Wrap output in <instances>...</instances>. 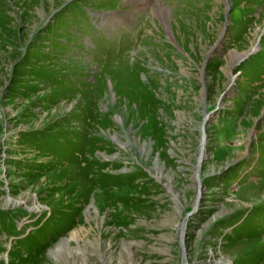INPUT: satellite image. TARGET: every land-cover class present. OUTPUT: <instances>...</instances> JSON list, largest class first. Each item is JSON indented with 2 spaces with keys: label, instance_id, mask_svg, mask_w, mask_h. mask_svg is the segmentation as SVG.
I'll return each instance as SVG.
<instances>
[{
  "label": "rangeland",
  "instance_id": "1",
  "mask_svg": "<svg viewBox=\"0 0 264 264\" xmlns=\"http://www.w3.org/2000/svg\"><path fill=\"white\" fill-rule=\"evenodd\" d=\"M152 2L0 0V264H264V0Z\"/></svg>",
  "mask_w": 264,
  "mask_h": 264
},
{
  "label": "bare ground",
  "instance_id": "2",
  "mask_svg": "<svg viewBox=\"0 0 264 264\" xmlns=\"http://www.w3.org/2000/svg\"><path fill=\"white\" fill-rule=\"evenodd\" d=\"M131 1L134 4L140 6V8H142V10H144V8H147V7L149 9V7H150V9L153 12V15H155V16L157 15V17H160L162 21L165 19V16H163V15L166 13V9L164 7H162V5L154 4V2H152V0H130V2ZM197 181H199V178ZM199 184H200V182H199ZM198 188L200 189L201 187L198 185Z\"/></svg>",
  "mask_w": 264,
  "mask_h": 264
},
{
  "label": "water",
  "instance_id": "3",
  "mask_svg": "<svg viewBox=\"0 0 264 264\" xmlns=\"http://www.w3.org/2000/svg\"><path fill=\"white\" fill-rule=\"evenodd\" d=\"M219 43H220V38L216 41V43L214 44V46L212 47V49L208 52V55L205 57L204 65H205L206 62L209 60V57H210V55L212 54L214 48H215L216 46H218ZM250 144H251V141L249 142V145H250ZM198 161H202V155H200V158H199ZM200 185H201V184H199V186H200Z\"/></svg>",
  "mask_w": 264,
  "mask_h": 264
}]
</instances>
